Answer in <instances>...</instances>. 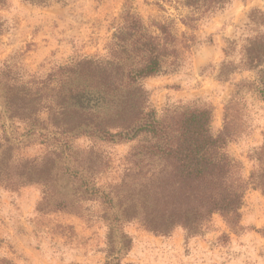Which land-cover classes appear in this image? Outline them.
<instances>
[{
    "label": "rangeland",
    "instance_id": "374dc122",
    "mask_svg": "<svg viewBox=\"0 0 264 264\" xmlns=\"http://www.w3.org/2000/svg\"><path fill=\"white\" fill-rule=\"evenodd\" d=\"M129 9L148 24L173 19L177 32L197 36L176 66L142 81L149 95L147 111L155 109L159 119H175L186 108L209 106L218 133L229 106L233 137L228 149L243 164L244 176L256 172L260 184L264 101L250 85L256 72L246 67L245 47L264 33V24L252 19L261 20L257 11L264 12V0H229L207 13L195 30L180 20L190 12L187 7L163 0H61L48 5L13 0L0 10L6 21L0 33V67L29 86H40L53 74L49 90H55L40 95L59 92L63 97L68 79L61 68L85 57H109L113 34ZM48 105L34 129L19 119L1 122L6 129L1 127L0 137L8 130L17 146V167L22 171L33 164L40 181L0 187V264H105L116 258L122 264H264L260 187L249 186L237 221L217 213L198 234L189 235L182 226L157 234L139 219L123 217L136 194L134 174L159 167L148 163L152 138L146 132L131 141L100 132H68L60 125L66 121L59 106L51 104L49 110Z\"/></svg>",
    "mask_w": 264,
    "mask_h": 264
},
{
    "label": "trees",
    "instance_id": "16d2710c",
    "mask_svg": "<svg viewBox=\"0 0 264 264\" xmlns=\"http://www.w3.org/2000/svg\"><path fill=\"white\" fill-rule=\"evenodd\" d=\"M12 1L0 0V10L11 6ZM23 1L48 5L61 0ZM163 1L187 7L190 12L180 20L195 30L207 13L223 7L229 0ZM257 12L261 20L252 18L253 21L264 24V12ZM5 22L0 16V33ZM173 23L172 19L148 24L142 15L127 10L113 34L109 57L103 60L85 57L61 68L68 79L63 97L59 92L40 95L42 90H49L53 74L41 82L40 88L20 83L0 67L3 96L0 129L2 126L6 129L4 124L1 126L3 119L23 120L34 129L40 119L39 112L50 102L49 110L51 104L59 106L62 111L59 114L66 121L60 125L68 132L88 135L100 132L104 137L119 136L126 141L146 132L153 141L148 147V163L156 162L159 167L142 175L134 174L136 194L132 204L123 210V217L126 221L137 218L146 229L157 234H169L182 226L189 235H195L214 214L239 220L247 189L252 184L264 194V179L257 183L256 172L246 178L243 164L228 149L233 137L229 106L225 126L218 133L213 131V110L209 106L186 108L175 119L168 116L159 119L155 109L147 111L149 95L142 81L176 66L197 42L196 34L179 33ZM245 62L248 70L256 72V79L250 85L264 101V33L245 47ZM112 128L118 131L112 133ZM0 138V187L16 188L40 181L33 174V164L22 171L17 167L19 157L14 153L17 146L8 130ZM105 264L122 262L116 258Z\"/></svg>",
    "mask_w": 264,
    "mask_h": 264
}]
</instances>
